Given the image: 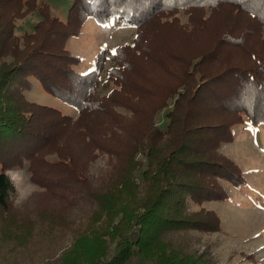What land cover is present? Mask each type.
<instances>
[{
    "label": "trees",
    "instance_id": "16d2710c",
    "mask_svg": "<svg viewBox=\"0 0 264 264\" xmlns=\"http://www.w3.org/2000/svg\"><path fill=\"white\" fill-rule=\"evenodd\" d=\"M33 10V29L15 34ZM87 17L135 34L79 73L66 40ZM31 78L77 115L28 100ZM245 119L264 123V0H71L64 20L43 0H0V264H52L33 247L64 223L78 226L61 264H217L189 231L221 232L203 203L245 183L221 149ZM24 162L41 190L19 208L7 170ZM37 197L47 205L32 210Z\"/></svg>",
    "mask_w": 264,
    "mask_h": 264
},
{
    "label": "rangeland",
    "instance_id": "374dc122",
    "mask_svg": "<svg viewBox=\"0 0 264 264\" xmlns=\"http://www.w3.org/2000/svg\"><path fill=\"white\" fill-rule=\"evenodd\" d=\"M49 5L52 15L64 20L67 15L71 0H43ZM181 22L187 21L183 10L178 12ZM41 18L37 10L27 12L15 20L14 32L21 36L33 29V25ZM135 34V27L129 21L119 17H108L103 22H97L93 17L83 20L80 30L76 35L66 40V47L79 57V62L74 66L79 73H86L94 67L97 52L107 47L110 50L119 45L130 43ZM111 62H104L101 78ZM24 95L28 100L48 105L58 109L63 114L76 116L78 111L75 105L62 100L44 90L39 81L30 79V86L25 89ZM166 109L158 112L155 120L159 127L164 129ZM124 113V109H120ZM231 142L221 146L222 151L231 157L243 170L245 183L234 187L228 182H223L228 190V197L224 201L209 200L203 206L212 209L220 218L221 232L189 231L193 246L205 248L213 256L217 264H264V123L251 125L247 119L232 128ZM105 154L98 155L90 167V172L96 174L105 168ZM27 163L7 170L19 169L16 176L14 190L11 196L14 207L25 208L32 204L36 196L35 191L41 188L30 180ZM32 196V197H31ZM21 203H17L20 200ZM31 197V198H30ZM30 198V199H29ZM47 205L44 199L36 198L34 209ZM78 223H64L59 226L60 237L58 241L48 243L38 241L33 247L32 256L42 257L49 254L48 260L52 264H61L60 253L72 242V237L67 235L68 229H73ZM54 249V252L52 251ZM38 253L35 255V253ZM20 255V254H19ZM47 262V261H46ZM43 264H50L43 263Z\"/></svg>",
    "mask_w": 264,
    "mask_h": 264
},
{
    "label": "clouds",
    "instance_id": "9594fccd",
    "mask_svg": "<svg viewBox=\"0 0 264 264\" xmlns=\"http://www.w3.org/2000/svg\"><path fill=\"white\" fill-rule=\"evenodd\" d=\"M19 169H17V170H10L9 171V180H10V182L11 183H13L14 184V186H15V180H16V176L19 174ZM26 197H22L20 200H17V203L19 204V203H21V201H22V199H25Z\"/></svg>",
    "mask_w": 264,
    "mask_h": 264
},
{
    "label": "snow or ice",
    "instance_id": "6c2138e0",
    "mask_svg": "<svg viewBox=\"0 0 264 264\" xmlns=\"http://www.w3.org/2000/svg\"><path fill=\"white\" fill-rule=\"evenodd\" d=\"M113 52H115V50H113Z\"/></svg>",
    "mask_w": 264,
    "mask_h": 264
}]
</instances>
